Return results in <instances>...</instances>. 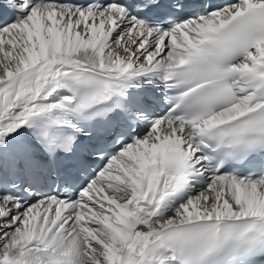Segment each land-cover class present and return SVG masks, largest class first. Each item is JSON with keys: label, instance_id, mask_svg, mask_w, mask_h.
Wrapping results in <instances>:
<instances>
[{"label": "snow or ice", "instance_id": "snow-or-ice-1", "mask_svg": "<svg viewBox=\"0 0 264 264\" xmlns=\"http://www.w3.org/2000/svg\"><path fill=\"white\" fill-rule=\"evenodd\" d=\"M0 264H264V0H0Z\"/></svg>", "mask_w": 264, "mask_h": 264}]
</instances>
